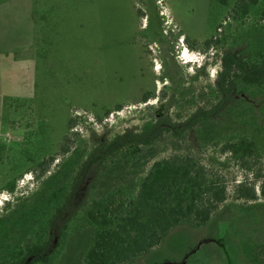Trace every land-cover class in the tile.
<instances>
[{"label":"rangeland","instance_id":"rangeland-1","mask_svg":"<svg viewBox=\"0 0 264 264\" xmlns=\"http://www.w3.org/2000/svg\"><path fill=\"white\" fill-rule=\"evenodd\" d=\"M238 1L46 0L36 91L7 96L0 108V264L33 245L43 249L28 264H86L92 201L119 189L134 195L153 162L173 152L217 162L221 144L242 135L264 151L262 81L240 84L226 110L193 130H165L139 151L83 165L100 142L130 128L159 117L182 122L216 104L226 51L262 59L264 0L247 12L233 11ZM263 246L264 197L229 198L206 226L181 224L125 264H264Z\"/></svg>","mask_w":264,"mask_h":264},{"label":"trees","instance_id":"trees-1","mask_svg":"<svg viewBox=\"0 0 264 264\" xmlns=\"http://www.w3.org/2000/svg\"><path fill=\"white\" fill-rule=\"evenodd\" d=\"M256 0H239L233 11ZM264 81V56L249 62L226 51L216 81L218 101L198 107L185 121L157 118L144 128H130L111 140L100 142L84 160V168L101 162L123 149L139 151L155 142L165 130L181 134L203 121L214 119L235 100L239 85ZM193 145L199 142L190 138ZM221 161L207 162L197 153L176 151L153 162L134 195L123 189L94 199L86 219L94 228L85 255L86 264H125L158 246L175 227L191 223L203 227L229 198L254 201L264 197V151L247 135L228 139L220 146ZM84 171L80 175H84ZM239 173L241 178H239ZM79 179V178H78ZM43 247L27 246L8 264H28L30 255H40ZM264 257V246L260 249Z\"/></svg>","mask_w":264,"mask_h":264},{"label":"crops","instance_id":"crops-1","mask_svg":"<svg viewBox=\"0 0 264 264\" xmlns=\"http://www.w3.org/2000/svg\"><path fill=\"white\" fill-rule=\"evenodd\" d=\"M18 3V0H8L0 4V108L2 114L7 96L26 98L35 93L39 72L43 68L37 52L49 34L46 21L48 15L45 13L48 8L46 0H24L21 6ZM17 6L20 9V15L17 13ZM8 12L10 14L7 15Z\"/></svg>","mask_w":264,"mask_h":264}]
</instances>
